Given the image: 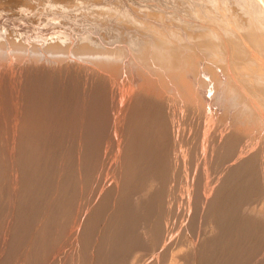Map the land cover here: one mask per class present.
Returning <instances> with one entry per match:
<instances>
[{
  "label": "rangeland",
  "instance_id": "obj_1",
  "mask_svg": "<svg viewBox=\"0 0 264 264\" xmlns=\"http://www.w3.org/2000/svg\"><path fill=\"white\" fill-rule=\"evenodd\" d=\"M82 1L0 0V264H171L175 255L177 264H264V126L245 83L224 72L226 64L234 70L232 48L224 58L203 52L205 59L194 38L181 41L184 49L173 40L175 54L201 73L190 75L193 97L175 71L153 63L144 33L155 22L164 32L184 30L182 37L197 33L195 25L212 24L194 14L203 4L202 13L221 8L219 17L230 19L223 21L238 15L247 24V8L264 0H242L246 9L240 0Z\"/></svg>",
  "mask_w": 264,
  "mask_h": 264
},
{
  "label": "bare ground",
  "instance_id": "obj_2",
  "mask_svg": "<svg viewBox=\"0 0 264 264\" xmlns=\"http://www.w3.org/2000/svg\"><path fill=\"white\" fill-rule=\"evenodd\" d=\"M136 2L138 1V0H135ZM140 1V0H139ZM143 1H145V0H143ZM149 2H150V0H148ZM148 1H145V2H148ZM156 1H158V0H156ZM156 1H154L155 3H157ZM161 1V0H160ZM163 1H166V0H163ZM174 0H172V2H173ZM181 1V0H180ZM185 1V0H184ZM196 1V0H195ZM210 1V0H209ZM216 1V0H215ZM215 1H214V3H215ZM221 1V0H220ZM226 1V0H225ZM225 1L224 2H219V4L221 3H225ZM236 2H237V0H235ZM244 1V3H245V0H243ZM242 0H240V1H238L239 2V4L240 5H238V4H235L236 6H239V8H240V6H241V4H242V2H243ZM246 1H248V0H246ZM253 1V0H252ZM251 0H250V4H252L253 2H252ZM48 2V1H47ZM63 2V1H62ZM81 2V1H80ZM82 2H84V0L82 1ZM87 2H88V0H87ZM125 2V1H124ZM140 2H142V1H140ZM140 2H137V4L139 3L140 4ZM148 2V3H149ZM168 2V1H167ZM172 2H168V4L170 3V5H171V3ZM176 2V1H175ZM178 2V1H177ZM185 2H187V1H185ZM185 2H183V4L181 5V6H183L184 4H185ZM202 2H203V0H202ZM211 2L212 1H210V3L209 4H211ZM218 2V1H217ZM256 2V1H255ZM258 2V1H257ZM260 2V1H259ZM262 2V1H261ZM56 3V2H55ZM78 3H79V1H78ZM111 3V2H110ZM151 3V2H150ZM161 3V2H160ZM159 3V4H160ZM191 3L192 2H189V4L191 5ZM193 3H194V1H193ZM195 3H197V2H195ZM199 4L201 3V0H199V2H198ZM208 3V2H207ZM226 3H228L227 1H226ZM226 3H225V5H226ZM243 3V4H244ZM262 3H264V2H262ZM262 3L260 4V5H262ZM57 4V3H56ZM81 4V3H80ZM91 4V3H90ZM117 4V3H116ZM120 4V3H119ZM124 4V3H123ZM143 4V3H142ZM146 4V3H145ZM145 4L144 5H142V7H144L145 6ZM158 4V3H157ZM157 4L155 5V6H157ZM158 4V5H159ZM162 4V3H161ZM160 4V5H161ZM198 4V5H199ZM209 4H207L208 6H209ZM242 4V5H243ZM246 4H248V3H246ZM253 4H255V5H251V8L250 7H248V6H241V8L242 7H245L244 9H246V7H248L247 8V12L246 13H248V17H250L249 18V22L250 23H248L247 22V24H246V22L245 23H243V24H239L236 20L238 19L237 18V16H235V19H233V20H235V22H230V23H228L229 21H230V19L229 20H225L224 19V17L222 18V19H224L225 21H228V22H225V21H223L219 16H221L222 17V13L220 12V11H222L221 10V8H220V10H218V12H220V14L221 15H218L219 13L217 12V13H215V14H217V15H214V14H212L213 13V11L207 6V8H209L211 11H212V13L209 11V9L207 10L208 11V13H206V11H205V13H202V12H204V11H202L203 9L205 10V8L203 7L205 4H203V6H202V10L200 9V11H202V12H200L199 11V9H196V8H200V6H198L197 4H196V6H198V7H194V9H195V11L194 12H197V13H194L195 15H197V17L199 18V16H201V18H199V19H202L203 18V20H208L207 21V23L209 22V23H212L210 26H206V25H204V24H198V25H195L196 26V28H197V33H189V32H191V31H189L188 33H189V35L188 34H186L185 33V37H182L183 36V34H178V33H181V32H183V31H179L178 32V29L176 30L177 31V33L176 32H172V31H170L169 32V30L168 31H166V32H164V31H162V29L158 26V25H161V23L160 24H158L157 23V25L154 23V25H150L149 24V22H147V24H149L148 25V27H146L145 28V34L146 35H149L151 38H152V40L150 41L151 42V44L153 43V47H152V53L150 52V54H151V56H150V54L148 55V53H147V56H148V58H149V56H150V58H152V56H153V58H154V62L153 61H151V62H153L154 64L156 63L157 65H160V66H162V68L164 67V68H166V71L168 70V71H175L174 73H176V75H174L173 73H172V75L173 76H175V78H176V80H177V82L178 83H180V84H183L185 87H187V92H189L188 94H192V91H193V85H194V78H195V76H194V78L192 79L191 78V74H193L194 73V71H196L195 72V75H196V73L197 74H201L198 70H196V67L194 66V65H191V63H190V65H188V61H187V59H189V57H187V59H186V57H184L183 55H182V57L180 58V56H178L179 55V53L178 54H175L176 52H175V50H177L178 48L179 49H181L180 47H183L185 44H183V42H181L184 38H191V40L193 41V39L192 38H194V40H196V43H198L197 45H199V46H197L196 48H200V51H201V53H203V52H205V53H207L208 55L210 54H214V53H212V51H214V49L215 50H218L219 51V53L221 52V53H223V58H224V56H227V54H229L228 52H227V54L225 55L224 54V52H225V50H223V48L224 49H226V50H228L229 49V47H231L232 48V53H230V57H229V59H231V61H229L230 63H231V65H233L234 67H232L231 65H229V66H231V68L232 69H234V70H232L230 67V69L233 71V72H230V71H228V66H227V64H226V69H227V71H226V69H225V71L224 72H226L227 74H228V76H230L229 78H231V79H234V76L235 77H237V79H239L238 80V82L239 81H241V83H245L244 84V86L246 85V87H244L246 90H249V93H250V95H251V97L248 99V100H253V103H255V104H257V105H259L257 108H258V110H259V114L262 116H260L259 115V117H261V121H262V125L264 126V10H262L261 9V7H260V5H258L257 3H253ZM46 5V4H45ZM50 5V4H49ZM53 5V4H52ZM51 5V6H52ZM88 5V4H87ZM93 5V4H92ZM95 5V4H94ZM112 5H114V4H112ZM118 5V4H117ZM126 5V4H125ZM141 5V4H140ZM140 5H139V7H140ZM147 5V4H146ZM151 5V4H150ZM154 5V4H153ZM166 5V4H165ZM172 5H174V4H172ZM186 5V4H185ZM214 5H216V4H214ZM223 5V4H222ZM225 5H223L224 6V8H225ZM228 5H231V4H229L228 3ZM227 5V6H228ZM249 5V4H248ZM58 6V5H57ZM104 6V5H103ZM110 6V5H109ZM115 6V5H114ZM155 6H152L153 8L155 7ZM166 6H168V5H166ZM177 6V5H176ZM175 6V7H176ZM187 6L189 7V5L187 4ZM186 6V7H187ZM195 6V5H194ZM206 6V5H205ZM226 6V7H227ZM232 6V5H231ZM230 6V7H231ZM263 6H264V4H263ZM263 6H262V8H263ZM47 7V6H46ZM54 7H56V6H53V8ZM100 7H101V5H100ZM116 7V6H115ZM122 7H123V5H122ZM127 7V6H126ZM130 7V6H129ZM129 7H127V8H129ZM142 7H140L141 9H142ZM147 6H145V8H146ZM148 7H150L149 5H148ZM147 7V8H148ZM152 7H150V8H152ZM160 7H162V6H160ZM169 7H171V6H169ZM174 6H173V8H175ZM179 7H180V5H179ZM179 7H176V8H178L179 10H180V8ZM192 8H193V6H191ZM217 7L219 8V6H218V4H217ZM222 7V6H221ZM229 7V6H228ZM98 8V7H97ZM108 8V7H107ZM146 8V9H147ZM156 8V7H155ZM211 8H216V7H211ZM232 8V7H231ZM230 8V9H231ZM238 8V9H239ZM103 9V8H102ZM112 9V8H111ZM117 9V8H116ZM119 9H121V8H119ZM131 9V8H130ZM130 9H128L129 11H130ZM134 10H135V7L133 8ZM157 9V8H156ZM182 9H184L183 7H182ZM189 9V8H188ZM187 9V10H188ZM229 9V8H228ZM227 9V10H228ZM25 10V9H24ZM50 10V9H49ZM48 10V11H49ZM133 10V11H134ZM165 10V9H164ZM170 10V9H169ZM172 10V9H171ZM213 10H215V9H213ZM216 10V11H217ZM232 10V9H231ZM236 10V9H235ZM240 10H243V9H240ZM17 11V10H16ZM63 11V10H62ZM71 11V10H70ZM76 11V10H75ZM101 11V10H100ZM107 11V10H106ZM105 11V12H106ZM110 11V10H109ZM112 11V10H111ZM119 11V10H118ZM122 11L123 10H121V11H119V12H121L122 13ZM160 11V10H159ZM173 11V10H172ZM174 11H178L177 9L176 10H174ZM173 11V12H174ZM181 11H183V10H180V12ZM185 11V10H184ZM184 11H183V13H184ZM69 12V11H68ZM113 12H114V9H113ZM124 13L126 12V10L125 11H123ZM167 12H168V10H167ZM179 12V11H178ZM190 12V11H189ZM200 12V13H199ZM225 12H227V11H225ZM224 12V13H225ZM230 14H231V11H228ZM236 12V11H235ZM240 12V11H239ZM7 13V12H6ZM25 13V12H24ZM121 13H119V15L121 14ZM128 13V12H127ZM130 13L131 12H129V15H130ZM151 13V12H150ZM157 13V12H156ZM159 13V12H158ZM161 13H162V11H161ZM169 13V12H168ZM211 13V14H210ZM243 13H245V10H244V12ZM243 13H242V16H243ZM57 14V13H56ZM97 14V13H96ZM109 15L111 14V13H108ZM116 14H118V13H116ZM126 14V13H125ZM124 14V15H125ZM131 14H133V12L131 13ZM170 14V13H169ZM171 14H173V13H171ZM170 14V15H171ZM190 14H191V12H190ZM193 14V13H192ZM193 14V15H194ZM227 14V13H226ZM236 14V13H235ZM239 14V13H238ZM30 15V14H29ZM59 15V14H58ZM107 15V14H106ZM134 15H136L135 13H134ZM134 15H133V17H134ZM149 14H147L146 16H148ZM151 15H153V14H151ZM151 15H149V16H151ZM161 15V14H160ZM162 15H164L163 13H162ZM181 15V14H180ZM184 15V14H183ZM183 15H182V17H183ZM187 15V14H186ZM233 15V14H232ZM240 15V14H239ZM247 15V14H246ZM60 16V15H59ZM99 16H101V15H99ZM113 16V15H112ZM126 16H128V14L126 15ZM125 16V17H126ZM137 16V15H136ZM135 16V17H136ZM171 16H173V15H171ZM175 16H176V14H175ZM174 16V17H175ZM189 16V15H188ZM224 16V15H223ZM231 16V15H230ZM234 16V15H233ZM233 16H231V17H233ZM47 17V16H46ZM70 17V16H69ZM124 17V16H123ZM145 17V16H144ZM143 17V18H144ZM154 17V16H153ZM167 17H169L170 18V16H168V14H167ZM185 17V16H184ZM190 17V16H189ZM194 17V16H193ZM196 17V16H195ZM240 17V16H239ZM244 17H245V15H244ZM244 17H242V18H244ZM78 18V17H77ZM113 18V17H112ZM116 18V17H115ZM128 18V17H127ZM127 18H125L126 20H127ZM129 18H130V16H129ZM141 18L142 17H140V20H141ZM148 18V17H147ZM151 18H152V16H151ZM150 18V19H151ZM155 18V17H154ZM157 18V17H156ZM160 18V17H159ZM163 18L164 17H162V21H163ZM173 18V17H172ZM178 18V17H177ZM177 18H176V20H177ZM191 18L192 17H190V19H188L187 18V20H190V22H192V20H191ZM205 18V19H204ZM229 18V17H228ZM234 18V17H233ZM241 18V17H240ZM50 19V18H49ZM98 19V18H97ZM114 19V18H113ZM133 19V18H132ZM136 19L137 18H135V22H134V24L136 23ZM146 19V18H145ZM149 19V20H150ZM174 19V18H173ZM183 20H184V18H182ZM186 19V18H185ZM197 19V18H196ZM199 19H197V20H199ZM100 20V19H99ZM131 20V19H130ZM129 20V21H130ZM156 20V19H155ZM170 20H171V18H170ZM175 20V19H174ZM175 20V21H176ZM182 20V21H183ZM247 20V19H246ZM80 21V20H79ZM147 21H148V19H147ZM154 21V20H153ZM158 21V20H157ZM172 21V20H171ZM193 21H196V20H194L193 19ZM201 21V20H200ZM241 21H242V19H241ZM243 21H245V20H243ZM255 21V22H254ZM82 22V21H81ZM114 22V21H113ZM132 22V21H131ZM139 22V21H138ZM142 22H144L143 20H142ZM177 23H178V20L176 21ZM185 22V21H184ZM189 22V23H190ZM237 22V23H236ZM107 23V22H106ZM112 23V22H111ZM123 23V22H122ZM163 23V25H164V23H165V20H164V22H162ZM176 23V24H177ZM181 22L179 21V24H180ZM188 23V22H187ZM203 23V22H202ZM86 24V23H85ZM137 24V23H136ZM143 24V23H142ZM167 24V23H166ZM191 24V23H190ZM234 24H235V26L236 25H238V26H240V27H242L241 29H243V31H242V34H239L238 36H237V34L236 33H240V28L237 26L236 27V29H234L235 27H233L234 26ZM47 25V24H46ZM111 25V24H110ZM140 25V24H139ZM145 25V24H144ZM156 25V26H155ZM162 25V26H163ZM178 25V24H177ZM182 25H184L183 24V22H182ZM233 25V26H232ZM98 26V25H97ZM133 26V25H132ZM136 26H138V24L136 25ZM141 26V25H140ZM165 26V25H164ZM163 26V27H164ZM180 26V25H179ZM186 26H189L188 24L186 25ZM193 25H191V27H192ZM205 26V27H204ZM75 27H77V26H75ZM105 27V26H104ZM124 27V26H123ZM144 27V26H143ZM173 27V26H172ZM176 27V26H175ZM88 28V27H87ZM134 28L136 29V27L134 26ZM181 29H182V27H180ZM179 28V29H180ZM196 28H195V30H196ZM200 28H204V29H202V30H199ZM70 29V28H69ZM103 29V28H102ZM105 29V28H104ZM108 29V28H107ZM109 29H111V28H109ZM137 29H139L138 27H137ZM141 29V28H140ZM165 29H167L166 28V26H165ZM172 29V28H171ZM185 29H186V27H185ZM188 29V28H187ZM237 29H238V31H237ZM245 29V30H244ZM112 30V29H111ZM111 30H108V31H110V34H111ZM117 30V29H116ZM141 30H143V29H141ZM140 30V31H141ZM164 30V29H163ZM174 30V29H173ZM192 31H193V27H192V29H191ZM194 30V31H195ZM199 30V31H198ZM222 32L221 34L219 33L220 31ZM240 30V31H239ZM64 31V30H63ZM90 31H92V30H90ZM120 31V30H119ZM132 31V30H131ZM237 31V32H236ZM130 31L128 30V32L127 33H129ZM143 32H142V34H143ZM167 32H169V33H167ZM185 32V31H184ZM223 32L225 33V34H223ZM87 33H90V32H88L87 31ZM87 33H85L86 34V36L88 35ZM126 32H125V34H127ZM134 33H135V31H134ZM63 34V33H62ZM91 34V33H90ZM105 34H107V33H105ZM135 34H137V31H136V33ZM219 34V35H218ZM114 35V34H113ZM117 35V34H116ZM120 35V34H119ZM123 35V34H122ZM127 35H129V34H127ZM139 35V34H138ZM145 35V36H146ZM192 35V36H191ZM220 35H227L226 37V39L225 40H223L224 38H225V36L224 37H220ZM94 36V35H93ZM97 36V35H96ZM107 36H108V34H107ZM126 36V35H125ZM217 36H219L220 38H223V39H220L219 37H217ZM76 37V36H75ZM92 37V36H91ZM119 37L120 36H118V39H119ZM128 37V36H127ZM140 37V36H139ZM144 37V36H143ZM132 38V37H131ZM142 38V37H141ZM217 38H219V39H217ZM88 39V38H87ZM97 39H99V38H97ZM103 39V38H102ZM109 39V38H108ZM89 40V39H88ZM100 40V39H99ZM106 40V39H105ZM129 40V39H128ZM130 40H132V39H130ZM143 40H144V38H143ZM145 40H147V38L145 39ZM173 40L175 41H178L177 43H179V42H181L183 45H181L180 46V44H179V46L180 47H177V43H176V47L177 48H175V46H174V44H173ZM190 40V39H189ZM60 41V40H59ZM125 41V40H124ZM137 41H139V39L137 40ZM136 40L135 41H133V44L134 45H138V47H139V43H141V42H137ZM185 41H186V39H185ZM192 41L190 42L191 44H193V43H195L194 41H193V43H192ZM89 42H91L90 40H89ZM94 42V41H93ZM96 42V41H95ZM130 42H132V41H130ZM146 42V41H145ZM145 42L143 43V45L145 46L146 44H145ZM216 42V43H215ZM100 43V42H99ZM108 43V42H107ZM110 43V42H109ZM125 43V42H124ZM148 43V42H147ZM175 43V42H174ZM186 43H188V41L186 42ZM102 44V43H101ZM131 44V43H130ZM99 45V44H98ZM103 45V44H102ZM141 45H142V43H141ZM150 44H148V46H149ZM100 46V45H99ZM133 45L131 44V48L132 49H134L135 50V48H133V47H136V46H133ZM187 46V45H186ZM194 46H196V45H194ZM87 47H89V46H87ZM142 47V46H141ZM147 47V46H146ZM151 47V46H150ZM90 48V47H89ZM92 48V47H91ZM95 48V47H94ZM99 48V47H98ZM102 48V47H101ZM103 48H104V46H103ZM103 48L100 50V51H102L103 50ZM143 48H145V47H143ZM139 49V51H141V50H144V49ZM198 48V49H199ZM217 48V49H216ZM117 49V48H116ZM147 49H149L148 47H147ZM183 49H184V47H183ZM183 49H182V51H183ZM186 49V48H185ZM197 49V50H198ZM89 50H93V49H89ZM88 50V51H89ZM119 50V49H118ZM146 50V49H145ZM150 51H151V49H149ZM148 50V51H149ZM188 50H189V48H188ZM229 50H231V49H229ZM228 50V51H229ZM94 51V50H93ZM121 51H122V49H121ZM133 51V50H132ZM138 51V50H137ZM136 50H135V52H137ZM147 51V50H146ZM145 51V52H146ZM178 51V50H177ZM181 51V50H180ZM181 51V52H182ZM185 51V50H184ZM193 51V50H192ZM199 51V52H200ZM224 51V52H223ZM90 52H92V51H90ZM105 51H103V53H104ZM106 52H109V50H106ZM105 52V53H106ZM134 52V53H135ZM142 52V51H141ZM145 52H143V54L145 53ZM181 52H180V54H181ZM94 53V52H93ZM96 53H99V51L98 52H96ZM101 53V52H100ZM140 53V52H139ZM205 53H203V55L205 54ZM216 53H217V51H216ZM219 53H217V56L216 57H218V54ZM107 55L108 54H110V52L109 53H106ZM116 54H117V52H116ZM116 54H114V56L116 55ZM187 54V53H186ZM185 54V55H186ZM199 53H197V55H198ZM112 55V54H111ZM121 55H123V54H121ZM136 55H137V53H136ZM175 55H177L178 57V59H176L175 58ZM202 55V54H201ZM209 55V56H210ZM105 56V55H104ZM138 56V55H137ZM139 56H140V54H139ZM142 56V55H141ZM140 56V57H141ZM144 56H145V54H144ZM144 56L142 57V59L144 58ZM199 56V55H198ZM212 56V55H211ZM210 56V57H211ZM220 56V55H219ZM116 57V56H115ZM119 57H120V55H119ZM140 57H138V58H140ZM204 57H205V55H204ZM203 57V58H204ZM209 57V59H211ZM213 57V56H212ZM147 58V57H146ZM146 58H144V59H146ZM147 58V59H148ZM193 58V57H192ZM200 58V57H199ZM202 58V57H201ZM201 58H200V60H201ZM215 58V57H214ZM213 58V59H214ZM222 58V59H223ZM197 59V58H196ZM195 58L193 59V62L192 63H194V60H196ZM205 59H206V57H205ZM208 59V58H207ZM208 59V60H209ZM215 59H217V58H215ZM153 60V59H152ZM191 61H192V59H190ZM204 60V59H203ZM202 60V61H203ZM212 60V59H211ZM211 60H209V61H211ZM218 60H219V58H218ZM218 60L217 61H215V62H218ZM224 60V59H223ZM222 60V61H223ZM146 61V60H145ZM201 61V62H202ZM213 61V60H212ZM211 61V62H212ZM148 62H150V61H148ZM150 62V63H151ZM196 62H197V60H196ZM205 62V61H204ZM206 62H207V60H206ZM205 62V63H206ZM215 62H214V64H215ZM225 62H226V60H225ZM224 62V63H225ZM152 63V64H153ZM203 63V62H202ZM202 63H200L201 65H202ZM209 63V62H208ZM224 63H222L223 65H225ZM149 64V63H148ZM195 64V63H194ZM197 64H199L198 62H197ZM199 64V65H200ZM211 64H213V63H211ZM219 64V63H218ZM221 64V63H220ZM146 65H147V61H146ZM157 65H155V66H157ZM203 65H204V63H203ZM149 66H151L152 67V65L150 64ZM155 66L153 67L154 69H155ZM213 66V65H212ZM218 66V65H217ZM220 66H222V65H219V68H220ZM159 67V66H158ZM204 67V66H203ZM110 68H112L113 69V67H110ZM152 68V69H153ZM157 68V67H156ZM195 68V69H194ZM198 68V67H197ZM218 68V69H219ZM222 68V67H221ZM111 69V70H112ZM211 69V68H210ZM212 69H214V67L212 68ZM211 69V70H212ZM223 69V68H222ZM110 70V71H111ZM114 71L116 70L115 68L113 69ZM194 70V71H193ZM205 70H207V69H205ZM215 70V69H214ZM114 71H112V75L114 74ZM192 71H193V73H192ZM217 71V70H216ZM221 71V70H220ZM116 72V71H115ZM206 72V71H205ZM214 72V71H213ZM168 73V72H167ZM205 74V73H204ZM108 75V74H107ZM115 75H116V73H115ZM114 75V76H115ZM209 75V74H208ZM233 75V76H232ZM114 76L112 77V78H114ZM120 76V75H119ZM204 76V75H203ZM227 76V75H226ZM108 77H109V75H108ZM196 77H198V75L196 76ZM200 77V76H199ZM233 77V78H232ZM239 77V78H238ZM111 78V77H110ZM205 78H206V76L204 77V80H205ZM213 78V77H212ZM97 79V78H96ZM199 79V78H198ZM203 79V78H202ZM200 80H201V78H200ZM203 80V81H204ZM206 80H207V78H206ZM210 80V79H209ZM208 80V81H209ZM220 80V79H219ZM163 81V80H162ZM164 82V81H163ZM197 82V81H196ZM202 82V81H201ZM227 82V81H226ZM112 83V82H111ZM138 84H139V81L137 82ZM200 83V82H199ZM203 83V82H202ZM109 84H110V82H109ZM162 84V83H161ZM226 84V83H225ZM172 85V84H171ZM170 85V86H171ZM177 85V84H176ZM182 85V88L184 87ZM229 85H230V83H229ZM228 85V86H229ZM93 86V85H92ZM123 86V85H122ZM136 86V85H135ZM164 86V85H163ZM166 86V85H165ZM197 86V85H196ZM237 86V85H236ZM177 87H178V85H177ZM184 87V88H185ZM224 87H225V85H224ZM118 88V90H120V87H117ZM123 88V87H122ZM132 88V87H131ZM149 88V87H148ZM164 88V87H163ZM168 88V87H167ZM174 88V87H173ZM183 88V90L185 91V89ZM195 88V87H194ZM248 88V89H247ZM94 89V88H93ZM100 89V88H99ZM169 89V88H168ZM171 89V88H170ZM169 89V90H170ZM197 89V88H196ZM201 89V88H200ZM232 89H233V87H232ZM235 89V88H234ZM240 89H242V88H240ZM97 90V89H96ZM110 90V89H109ZM122 90V89H121ZM148 90V89H147ZM163 90V89H162ZM106 91H108V90H106ZM203 91V90H202ZM225 91H227V90H225ZM228 91L231 93V88H230V90H229V87H228ZM238 91V90H237ZM103 92V91H102ZM121 92V91H120ZM140 92V91H139ZM186 92V91H185ZM186 92V93H187ZM218 92V91H217ZM224 92V91H223ZM234 92H235V90H234ZM244 92V91H243ZM248 92V91H247ZM96 93V92H95ZM194 93V92H193ZM226 93V92H225ZM236 93V92H235ZM149 94V93H148ZM234 94V93H233ZM110 95H111V93H110ZM122 95V94H121ZM124 95H126V94H123V97L125 98V100H126V97L124 96ZM130 95V94H129ZM186 95V94H185ZM219 95V94H218ZM240 95V94H239ZM244 95H246V94H244ZM249 95V94H248ZM247 95V96H248ZM249 95V96H250ZM52 96V95H51ZM187 96V95H186ZM185 96V97H186ZM191 96H193L194 97V95L192 94ZM234 96H236L235 94H234ZM234 96H230L231 98L232 97H234ZM122 97V96H121ZM122 97V98H123ZM192 97V99H194ZM223 97V96H222ZM225 97V96H224ZM223 97V98H224ZM98 98V97H97ZM118 98H120L119 96H118ZM129 98H130V96H129ZM191 98V97H190ZM235 98V97H234ZM113 99V98H112ZM114 99H116V98H114ZM133 99H135V97L133 98ZM146 99V98H145ZM187 99H189V98H187ZM225 99V98H224ZM96 100V99H95ZM234 100V99H233ZM240 100H242V99H240ZM246 100V99H245ZM111 101V100H110ZM109 101V102H110ZM113 101V100H112ZM121 101V100H120ZM231 101V100H230ZM230 101H228V102H230ZM237 101V100H236ZM244 101V100H243ZM122 102H125V101H123L122 100ZM127 102V101H126ZM227 102V103H228ZM238 102H239V100H238ZM249 102V101H248ZM93 103V102H92ZM113 103V102H112ZM119 103V102H118ZM146 103V102H145ZM168 103V102H167ZM220 103H222V102H220ZM231 103V102H230ZM233 103V102H232ZM236 102H234V104H235ZM242 103V102H241ZM250 103H251V101H250ZM109 104V103H108ZM243 104H245V103H243ZM242 104V105H243ZM147 105H149V104H147ZM242 105H241V107H242ZM248 105H250V104H248ZM256 105V106H257ZM122 106V105H121ZM222 106V105H221ZM227 106V105H226ZM245 106H246V104H245ZM245 106H243V107H245ZM252 106V105H251ZM250 106V107H251ZM87 107V106H86ZM91 107V106H90ZM110 107H112V106H110ZM132 107V106H131ZM228 107H229V105H228ZM231 107V106H230ZM230 107H229V109H230ZM236 107H240V105L238 106H236ZM235 107V108H236ZM240 107V108H241ZM247 107V106H246ZM253 107H255V106H253ZM253 107H251L252 108V110H253ZM8 108V107H7ZM100 108V107H99ZM232 108V107H231ZM111 110H112V108H110ZM121 109V108H120ZM123 109V108H122ZM242 109V108H241ZM241 109H239V111H241ZM248 109V108H247ZM255 109V108H254ZM89 110V109H88ZM130 110V109H129ZM145 110V109H144ZM192 110V109H191ZM119 111V110H118ZM148 111V110H147ZM158 111H160V110H158ZM168 111V110H167ZM186 111V110H185ZM230 111H231V109H230ZM233 111V110H232ZM246 111V110H245ZM254 111V110H253ZM253 111H252V113H253ZM257 111V110H256ZM115 112V111H114ZM122 112V111H121ZM179 112V111H178ZM228 112V111H227ZM238 112V111H237ZM247 112H249V111H247ZM245 113V112H244ZM82 114V113H81ZM110 114V113H109ZM159 114V113H158ZM240 114V113H239ZM242 114H243V112H242ZM246 114V113H245ZM255 114H257V112L255 113ZM117 115V114H116ZM115 115V116H116ZM122 115V114H121ZM128 115V114H127ZM247 115V114H246ZM250 115H251V113H250ZM119 116H120V114H119ZM207 116V115H206ZM188 117V116H187ZM253 117V116H252ZM258 117V116H257ZM110 118H113V116L112 117H110ZM118 118V117H117ZM116 118V119H117ZM121 118V117H120ZM125 118V117H124ZM90 119V118H89ZM153 119V118H152ZM256 119V118H255ZM119 120V119H118ZM204 120V119H203ZM259 120H260V118H259ZM258 120V121H259ZM94 121V120H93ZM97 121V120H96ZM109 121V120H108ZM116 120H114V122H115ZM120 121V120H119ZM126 121V120H125ZM198 121V120H197ZM210 120H208V122H209ZM61 122V121H60ZM110 122V121H109ZM184 122H185V120H184ZM86 123V122H85ZM177 123V122H176ZM202 123V122H201ZM96 125V124H95ZM108 125V124H107ZM106 125V126H107ZM202 125V124H201ZM208 125V124H207ZM173 126V125H172ZM195 126V125H194ZM197 126V125H196ZM195 126V127H196ZM205 126H206V123H205ZM209 126H210V124H209ZM221 126V125H220ZM259 126V125H258ZM86 127H87V125H86ZM91 127V126H90ZM113 127V126H112ZM120 127V126H119ZM156 127V126H155ZM174 127H175V125H174ZM202 127V126H201ZM262 127V126H261ZM93 128V127H92ZM92 128H91V130H92ZM199 128V127H198ZM264 128V127H263ZM110 129V128H109ZM113 129V128H112ZM184 129V128H183ZM205 129H207V126H206V128ZM247 129V128H246ZM259 129V128H258ZM106 130V129H105ZM198 130V129H197ZM207 130H209V128L207 129ZM228 130V129H227ZM247 130H249V129H247ZM260 130H261V128H260ZM260 130H258V131H260ZM79 131V130H78ZM81 131V130H80ZM215 131H219V130H215ZM221 131H222V128H221ZM111 132V131H110ZM113 132V131H112ZM187 132V131H186ZM201 132V131H200ZM209 132V134H210V132L211 131H208ZM228 132H229V130H228ZM241 132V131H240ZM162 133V132H161ZM205 134H206V132H204ZM212 133V132H211ZM218 134H219V132H217ZM221 133V132H220ZM236 134H239V133H237V131L235 132ZM262 133H264V131L262 132ZM175 134V133H174ZM202 134V133H201ZM205 134H203V135H205ZM221 134H223V133H221ZM225 134H226V132H225ZM234 134V132H230V133H228L226 136H225V140H226V138H228V137H232V135ZM242 134V133H241ZM111 135V134H110ZM115 135V134H114ZM212 135V134H211ZM215 135V133H213V135L212 136H210V137H212V138H210L211 140L214 138H216V136L217 135H215V137H213ZM235 135V134H234ZM245 135V134H244ZM243 135V136H244ZM237 136V135H236ZM175 137V136H174ZM177 137V136H176ZM203 137V136H202ZM205 138H206V135L204 136ZM204 137H203V139H204ZM208 137V136H207ZM234 137V136H233ZM245 137H246V135H245ZM244 137V138H245ZM264 137V136H263ZM101 138V137H100ZM127 138V137H126ZM209 138V137H208ZM207 138V139H208ZM218 143H219V140L221 139V138H223L222 137V135H218ZM237 138V137H236ZM241 138H243V137H241ZM249 138V137H248ZM260 138V137H259ZM224 139V138H223ZM229 139H231V138H229ZM111 140V139H110ZM144 140V139H143ZM166 140V139H165ZM172 140V139H171ZM174 140V139H173ZM172 140V141H173ZM201 140V139H200ZM209 140V139H208ZM235 140V139H234ZM233 140V141H234ZM261 140H263V139H261ZM195 141V140H194ZM197 141H199V140H197ZM237 141V140H236ZM241 141V140H240ZM243 141V140H242ZM260 141V140H259ZM207 142V141H206ZM205 142V143H206ZM213 142V141H212ZM216 142V141H215ZM225 142H227V141H225ZM239 141H237V143H238ZM263 142V141H262ZM261 142V143H262ZM79 143V142H78ZM178 143V142H177ZM176 142H175V144H177ZM182 143H183V141H182ZM203 143V142H202ZM244 143H245V141H244ZM181 144V143H180ZM204 144V143H203ZM202 144V145H203ZM213 144V143H212ZM236 144V143H235ZM242 144V143H241ZM87 145V144H86ZM196 145H197V143H196ZM238 145V144H237ZM245 145H247L246 143H245ZM244 145V146H245ZM174 146V145H173ZM177 146H178V144H177ZM184 146V145H183ZM241 146V145H240ZM240 146H239V148H240ZM199 147V146H198ZM204 147V146H203ZM205 147H207V146H205ZM213 147V146H212ZM237 147V146H236ZM235 147V148H236ZM242 147V146H241ZM249 147V146H248ZM247 147V148H248ZM111 148V147H110ZM155 148V147H154ZM179 148V147H178ZM246 148V147H245ZM251 148V147H250ZM119 149V148H118ZM182 149V148H181ZM196 149V148H195ZM213 149V148H212ZM232 149V148H231ZM242 149H243V147H242ZM264 149V148H263ZM207 150V149H206ZM240 150H241V148H240ZM247 150V149H246ZM58 151V150H57ZM217 151V150H216ZM238 148H237V153H238ZM242 151H244V149L242 150ZM241 151V152H242ZM118 152V151H117ZM205 152V151H204ZM232 152H234L233 150H232ZM241 152H239L240 153V157L239 158H243V157H241ZM262 152V151H261ZM119 153V152H118ZM183 153V152H182ZM235 153V152H234ZM236 153V154H237ZM247 153V152H246ZM253 153V152H252ZM117 154V153H116ZM156 154H158V153H156ZM155 154V155H156ZM251 154V153H250ZM113 155V154H112ZM211 155V154H210ZM235 155V154H234ZM233 155V156H234ZM238 155V154H237ZM252 155V154H251ZM203 156V155H202ZM56 157V156H55ZM100 157V156H99ZM119 157V156H118ZM173 157H175V156H173ZM221 157V156H220ZM106 158V157H105ZM238 158V159H239ZM245 159H246V157H244ZM248 158V157H247ZM113 159V158H112ZM231 159V158H230ZM235 159V158H234ZM102 160V159H101ZM227 160V159H226ZM251 160V159H250ZM190 162V161H189ZM248 162V161H247ZM167 163H168V161H167ZM170 165V164H169ZM204 165V164H203ZM236 165V164H235ZM119 166V165H118ZM151 166V165H150ZM190 166V165H189ZM169 167V166H168ZM172 166H170V168H171ZM174 167V166H173ZM183 167V166H182ZM209 167V166H208ZM107 168V167H106ZM175 168V167H174ZM242 168V167H241ZM257 168V167H256ZM255 168V169H256ZM81 169V168H80ZM230 170H231V168H229ZM82 171H84V170H82ZM171 171V170H170ZM176 171V170H175ZM112 172V171H111ZM241 172V171H240ZM77 173V172H76ZM88 173H89V170H88ZM170 173V172H169ZM80 174H82V173H80ZM106 174V173H105ZM230 174V173H229ZM91 175V174H90ZM121 175V174H120ZM161 177V176H160ZM251 177V176H250ZM260 177V176H259ZM88 178V177H87ZM112 178V177H111ZM154 178V177H153ZM156 178V177H155ZM194 179V178H193ZM239 179V178H238ZM257 180V179H256ZM85 183V182H84ZM89 183V182H88ZM223 183V182H222ZM240 183V182H239ZM90 184H91V182H90ZM107 185V184H106ZM8 186V185H7ZM109 186V185H108ZM115 187V186H114ZM250 187V186H249ZM131 188V187H130ZM171 188V187H170ZM264 188V187H263ZM78 189V188H77ZM84 189V188H83ZM105 189V188H104ZM79 192V191H78ZM255 193V192H254ZM118 194V193H117ZM228 194V193H227ZM105 195V194H104ZM116 195V194H115ZM224 195V194H223ZM94 196V195H93ZM108 196V195H107ZM130 200V199H129ZM225 200V199H224ZM242 200V199H241ZM249 203V202H248ZM251 203H252V201H251ZM233 204V203H232ZM130 205V204H129ZM127 209V208H126ZM239 209V208H238ZM237 210V209H236ZM246 210V209H245ZM145 211V210H144ZM244 211V210H243ZM249 211V210H248ZM245 212V211H244ZM139 213V212H138ZM246 213V212H245ZM220 214V213H219ZM247 214V213H246ZM212 215V214H211ZM244 215V214H243ZM260 215V214H259ZM12 216V215H11ZM264 216V215H263ZM243 219V218H242ZM264 219V218H263ZM248 222V221H247ZM210 223V222H209ZM261 226V225H260ZM147 228V227H146ZM161 228V227H160ZM254 228V227H253ZM257 228V227H256ZM89 233V232H88ZM191 234V233H190ZM143 236V235H142ZM254 237V236H253ZM260 237V236H259ZM128 240V239H127ZM165 242V241H164ZM140 243V242H139ZM212 243V242H211ZM34 250V249H33ZM160 251V250H159ZM170 251V250H169ZM192 251V250H191ZM261 254V253H260ZM173 255H171V257H172ZM176 256V255H175ZM175 256H173L172 258H171V264H177V263H179L178 261H177V258L176 259H174V257ZM179 256V255H178ZM185 259V258H184ZM165 260V259H164ZM179 260V259H178ZM169 261H170V259H169ZM183 261V260H182ZM167 263V262H166ZM170 263V262H169ZM168 263V264H169ZM183 263H185V262H183ZM156 264V263H155ZM158 264V263H157Z\"/></svg>",
  "mask_w": 264,
  "mask_h": 264
}]
</instances>
